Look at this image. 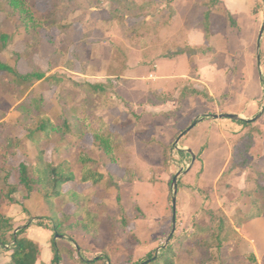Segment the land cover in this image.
Instances as JSON below:
<instances>
[{
    "label": "rangeland",
    "instance_id": "1",
    "mask_svg": "<svg viewBox=\"0 0 264 264\" xmlns=\"http://www.w3.org/2000/svg\"><path fill=\"white\" fill-rule=\"evenodd\" d=\"M30 1L38 11L50 7V0ZM137 2L142 9L138 10L137 20L130 19L133 25L128 28L101 12L110 11L109 0H75L65 20L72 25L71 31L42 29L39 45L31 54L35 66L48 75L63 77L59 87L34 85L35 93L43 94L44 108L55 120L65 106L70 108L85 98L75 82H105L110 73L124 71L125 77L114 79L115 87L110 91L116 108L111 112L96 111L122 134L120 161L101 168L118 185L98 191L94 200H105L103 209L118 220L124 217L120 207L133 219L114 235L108 224L97 240L74 232L84 256L108 254L114 264H131L160 253L193 229L194 223L210 209H221L230 218L238 208L248 211L252 200L248 192L261 182L260 172L264 173V32L258 49L264 0H220L211 17L210 44L206 41L195 45H190V33L203 35L205 30L202 25L207 7L203 0ZM0 22L2 30L13 36L8 48L0 52V59L15 65L14 53L27 49L29 37L17 18L7 20L0 14ZM78 41L83 42L82 61L73 53ZM201 45L211 48L173 55L182 46ZM69 60L74 62L72 68ZM157 64L161 66L158 74L161 71L162 78L153 82L150 74L157 70ZM17 65L21 72L31 69L25 58ZM185 86L198 88L201 94L179 101L181 96H190L183 93ZM62 87L71 88L75 96H63L67 101H61ZM160 93L177 99L157 108L148 106L149 97ZM22 100L18 91L7 88L4 76H0V110L6 122H16L20 115L16 106ZM223 113L254 120L250 127H242L235 120L213 117ZM8 131L17 151L7 162L0 151V176L20 162L34 161L38 154V147L27 137L24 127L11 126ZM92 142V135L87 134L60 155L54 151L53 143L42 145L44 157L68 160L79 178L77 154ZM161 143L172 147L168 154H164ZM203 146L205 150L201 152ZM232 159L234 164L228 170ZM178 172L173 233V178ZM15 179L18 180L17 176ZM70 187L82 192L95 189L73 183L65 189ZM24 193L19 190L13 198L20 202ZM263 194L260 197L264 199ZM33 200L26 222L47 216L49 211L39 197ZM69 209L71 205L66 208ZM178 251V264H258L252 257L239 253L235 240L224 242L221 247L210 246L207 251L200 249L198 242L187 240Z\"/></svg>",
    "mask_w": 264,
    "mask_h": 264
},
{
    "label": "trees",
    "instance_id": "2",
    "mask_svg": "<svg viewBox=\"0 0 264 264\" xmlns=\"http://www.w3.org/2000/svg\"><path fill=\"white\" fill-rule=\"evenodd\" d=\"M96 1V0H93ZM110 11L101 12L108 19L115 20L121 25L131 27L130 19L137 20L138 10L142 9L137 0H109ZM220 0H203L206 6L204 17V36L210 44L211 17L219 7ZM75 0H50V7L45 11H38L30 0H0V14L5 19L17 18L27 33L28 47L14 53L15 65L0 59V76H4L6 87L15 88L23 99L16 106L19 116L12 125L6 122L5 114L0 110V151H3V160L9 161L10 156L16 154L15 140L8 131L11 126H22L27 131V137L38 147V154L34 161L20 162L14 169L6 170L0 176V247L8 250L13 264H36L40 257L39 244L27 235L26 221L15 220L3 212L4 205L19 203L23 212L28 214L25 201L39 197L48 205L49 214L36 218V224L51 231V245L53 258L50 264H114L108 254L86 257L74 232H81L93 240H97L103 227L109 224V230L114 235L118 228H126L133 219L127 217L124 208L119 212L124 214L121 220L111 215L112 212L104 210L105 200L95 202L98 191L117 186L112 179H108L101 168L109 164L118 163L119 148L122 134L113 130L109 122L98 112V109L112 111L116 108L110 91L114 89V79L124 78V71L110 73L105 82H75L85 98L70 108L63 109L57 119H53L44 108L43 94H36L34 85L49 84L47 86L59 87L62 76L48 75L47 72L34 65L31 54L39 45L40 32L53 30L71 31L72 25L65 23L69 12L74 8ZM13 39L12 34L2 30L0 22V52L5 51ZM83 42H76L74 57L83 60L81 49ZM210 46H182L173 55L195 54L204 52ZM25 58L31 69L21 72L18 61ZM69 67H73V60H69ZM59 96H75L71 88L62 87ZM57 93V88H56ZM183 93L197 97L201 94L198 88L184 87ZM175 96L160 93L150 96L151 105H162L168 101H176ZM67 100H64V102ZM64 105V103H61ZM117 119L116 116L113 119ZM114 119V120H115ZM119 121V120H117ZM242 127H250L251 121L236 120ZM87 134H91L93 142L90 147L81 148L77 154L76 162L80 165V177L77 178L73 166L68 160H47L44 157L45 148L42 145L54 144V151L59 155L70 149L75 143L81 142ZM67 136L71 138L68 139ZM162 144L164 154H168L172 147ZM205 150L204 146L201 152ZM196 160V157H195ZM194 160V161H195ZM193 161V162H194ZM245 163V161H243ZM233 159L228 164V170L233 166ZM129 168H127L128 170ZM129 171V170H128ZM17 176L18 180L15 179ZM114 178V175H111ZM261 182L256 188L248 192L251 195V208L244 212L238 208L236 215L230 218L223 210L210 209L204 218L194 223L193 229L178 237L175 243H169L160 253L149 255L147 258L131 264H178L179 248L187 240L198 242L200 249L207 251L210 246L221 247L224 242L236 240L240 235L239 229L255 218L264 219V173L260 172ZM89 184L95 188L91 192H82L74 188L65 189L72 183ZM19 190L25 193L20 202L13 198ZM264 195V194H263ZM96 204V205H95ZM71 205V209L66 208ZM95 205V208L93 207ZM139 209V208H138ZM141 210L139 209V212ZM138 212V213H139ZM140 215V213L138 214ZM137 215V216H138ZM205 261V260H204ZM257 262V261H256Z\"/></svg>",
    "mask_w": 264,
    "mask_h": 264
},
{
    "label": "crops",
    "instance_id": "3",
    "mask_svg": "<svg viewBox=\"0 0 264 264\" xmlns=\"http://www.w3.org/2000/svg\"><path fill=\"white\" fill-rule=\"evenodd\" d=\"M205 42H206V39H205L204 34L202 35L200 32H196V31H192L190 33V45H195V44H200V43L202 44ZM156 69L157 70L151 72L150 74V77L154 79L153 82H157V80L159 81L158 78H162L161 71L158 74L159 69H161L160 64L156 65ZM150 77L149 76L141 77V79L143 78L148 79ZM149 83H151V81ZM162 105L149 104L148 106L157 108L158 106H162ZM73 184H79L84 187H87V185L90 186L89 184H83V183H78V182H75ZM78 191H81V190H78ZM33 198L25 201V207L28 210V212H31V213L32 211L30 207L31 205H33V201H35L33 200ZM20 208L22 207L19 206L17 203H15L11 205H4L2 207V210L7 215L14 217L15 220H20V221L25 222L24 219L27 216L24 212H22L23 210ZM48 212L46 215H48ZM24 226H27V235L31 239L36 241L40 246V257L37 260L36 264H50L53 258V251H52V245H51V231L41 226H38L36 224V221H32V222L27 221V223H25ZM239 232H240V235L235 240V244L237 245V249L239 250V253L246 258L252 257L253 259L257 261L258 264H264V219L255 218L253 220L246 222L244 226L239 229ZM0 264H13L8 250H6L3 247H0Z\"/></svg>",
    "mask_w": 264,
    "mask_h": 264
},
{
    "label": "water",
    "instance_id": "4",
    "mask_svg": "<svg viewBox=\"0 0 264 264\" xmlns=\"http://www.w3.org/2000/svg\"><path fill=\"white\" fill-rule=\"evenodd\" d=\"M263 32H264V22L262 24L261 30H260V34H259V42H258V49H260L261 47V38L263 36ZM261 57H260V53H258V60L260 61ZM214 118H229L232 120H239V119H244L242 118L239 114L236 113H223V114H215L213 115ZM247 120V119H245ZM254 119H250L248 121H253ZM195 126V123L192 124L182 135H184L185 133H187L188 131H190L193 127ZM181 135V136H182ZM181 136L179 137V139L177 140V142H179ZM195 160V158H193V161ZM189 171V170H188ZM179 176H180V172H178L174 178H173V186H174V197H173V233L176 229V215H177V194H178V187H179ZM172 236V235H171Z\"/></svg>",
    "mask_w": 264,
    "mask_h": 264
}]
</instances>
